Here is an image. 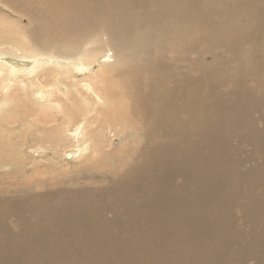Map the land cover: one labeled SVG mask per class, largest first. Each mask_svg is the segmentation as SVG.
<instances>
[{"label": "bare ground", "instance_id": "1", "mask_svg": "<svg viewBox=\"0 0 264 264\" xmlns=\"http://www.w3.org/2000/svg\"><path fill=\"white\" fill-rule=\"evenodd\" d=\"M0 9L47 49L0 53V264H264V0Z\"/></svg>", "mask_w": 264, "mask_h": 264}, {"label": "rangeland", "instance_id": "2", "mask_svg": "<svg viewBox=\"0 0 264 264\" xmlns=\"http://www.w3.org/2000/svg\"><path fill=\"white\" fill-rule=\"evenodd\" d=\"M0 16H1L2 19H6V22H5L6 26H4L3 28L0 26V53H4V55H11V54H13L12 52L15 50L16 45L18 43H24V42H27L28 45H29V48H30L29 51H27V52L23 51L22 52L23 54H26V56L33 55V54H38V53H43L44 54L45 52H47V49H42L38 45V43L32 37H30L28 35L27 32L31 28V24H30L29 20L27 19V17L22 16V18H21L20 16L17 15V13L9 12L7 9H0ZM11 23L16 24L17 28L20 31H22L23 36H21L20 38H8L6 36V33L8 31L12 30V28L10 26ZM2 37H5V42H6L5 44L1 43V40H2L1 38ZM18 53H20V51H18ZM18 55L24 56L22 54H18ZM40 74H41V72L39 73V78L41 79V75ZM42 75L45 78H50V79L53 80V74L50 75V76H47V75H45L43 73ZM27 80H29V78ZM16 81L17 80L12 81V83H11L12 86L10 87V89L8 91L10 92V94L16 92L17 94L22 95V91H20V89H19L20 86H16V87L14 86V84L17 85ZM2 93H4V91H0V95ZM25 98H26V96H25ZM36 109H37V107L35 109L33 108V111L36 110ZM51 112H53V111H51ZM16 119H18V118H16V117L13 118L14 122L10 125L11 128H13V127H21L20 126V121H19L21 119L20 118H19V120H16ZM32 122H33V118L32 117H27L26 119H24V126H23L22 131L23 130H28L27 131L28 134H34L36 132V127L30 126V124H32ZM36 126H39V124L37 123ZM29 131H31V132H29ZM93 132L94 131H92L91 133L94 134ZM64 137H65V134H64ZM66 138L67 137H65L64 140L62 139L59 142H56V144L54 146V149H53V145L51 143H49L51 147L49 145H47L46 143L44 145H41V146H43V149H44L42 151V157L44 159L40 160V163L37 164V165H39L40 171H42L43 173L47 172V175H46L47 177H49V176L50 177H60L62 173H66L65 171H68L67 169L69 167L73 168L74 165H77V164H79L78 166L84 165V162L87 161L86 158H89L90 155L92 154V151L89 149V151H87V155L84 156L85 158L83 157V159L82 158H81V160L79 159L80 161L78 160V161H74L73 162V163L77 162L76 164H73L72 162L67 161V159H64L62 157V151L67 149V148H69V147H71V146H73L75 142H73L71 140V138H67V140H66ZM116 141H117V139H116ZM59 144H61V146ZM36 145H37V143L29 142L28 144H26V145H24L22 147V151L24 152V154L26 156L25 164L31 159L28 155H26V152L29 150L30 146L32 147V146H36ZM47 147H49V148L47 149ZM51 148H52V150H51ZM45 156H46V158H45ZM22 159H24V158H22ZM46 160H48V161H46ZM80 162H82L83 164H81ZM50 163H54L55 164V165L52 166L51 170H50V167H49ZM97 166H98V168H102V165L98 164ZM62 169H63L64 172H62ZM55 170H57V171L55 172ZM14 177L17 178V176H15V175H14ZM5 182L6 183H10L11 181L9 179H6Z\"/></svg>", "mask_w": 264, "mask_h": 264}]
</instances>
